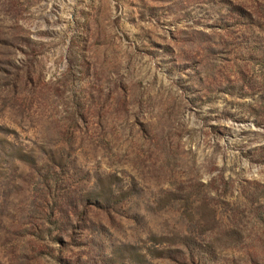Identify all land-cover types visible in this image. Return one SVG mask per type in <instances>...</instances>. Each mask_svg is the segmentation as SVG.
Instances as JSON below:
<instances>
[{
	"label": "rangeland",
	"instance_id": "374dc122",
	"mask_svg": "<svg viewBox=\"0 0 264 264\" xmlns=\"http://www.w3.org/2000/svg\"><path fill=\"white\" fill-rule=\"evenodd\" d=\"M0 264H264V0H0Z\"/></svg>",
	"mask_w": 264,
	"mask_h": 264
}]
</instances>
